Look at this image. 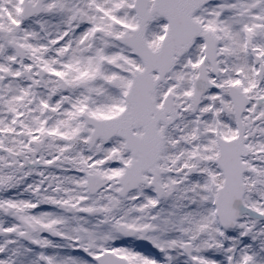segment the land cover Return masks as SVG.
<instances>
[{
	"label": "snow or ice",
	"instance_id": "obj_1",
	"mask_svg": "<svg viewBox=\"0 0 264 264\" xmlns=\"http://www.w3.org/2000/svg\"><path fill=\"white\" fill-rule=\"evenodd\" d=\"M0 264H264V0H0Z\"/></svg>",
	"mask_w": 264,
	"mask_h": 264
}]
</instances>
